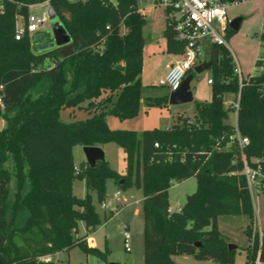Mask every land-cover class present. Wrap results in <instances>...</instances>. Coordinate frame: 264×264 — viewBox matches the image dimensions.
Returning a JSON list of instances; mask_svg holds the SVG:
<instances>
[{
  "label": "trees",
  "instance_id": "1",
  "mask_svg": "<svg viewBox=\"0 0 264 264\" xmlns=\"http://www.w3.org/2000/svg\"><path fill=\"white\" fill-rule=\"evenodd\" d=\"M40 1L5 0L0 14V116L5 122L0 129V264H53L40 258L76 246L102 256L103 252L87 246L85 234L76 236L75 230L78 219L88 228L100 223L91 193L102 202L107 179L121 189L134 183L142 191L143 264H177L175 255L233 262L237 248H228L216 219L226 214L253 218L255 208L242 172L244 159L235 147L226 146L234 126L227 121L224 94L237 100V128L249 139L244 148L247 164L264 174V65L242 78L239 86L232 53L224 45L211 44L212 98L193 100L192 119L177 113L171 127L140 133L112 130L107 111L125 118L137 114L141 101L147 107L168 105V90L142 95L145 16L139 0H50L57 14L67 9L71 15L69 21L61 15L73 38L74 52L67 57L57 48L37 52L27 34L14 38L16 16L26 17L28 4ZM164 34L166 50L181 53L183 42L175 38L167 16ZM83 102L93 111L90 117L60 118L63 108ZM108 142L124 152L123 174L105 158L94 166L83 161L75 170L74 145ZM8 161L12 174L5 167ZM75 176L84 180L82 198L73 193ZM192 176L195 190L180 210L170 212L168 189L173 181ZM111 215L110 211L107 217ZM261 232V236L251 233L247 264L264 262Z\"/></svg>",
  "mask_w": 264,
  "mask_h": 264
},
{
  "label": "rangeland",
  "instance_id": "2",
  "mask_svg": "<svg viewBox=\"0 0 264 264\" xmlns=\"http://www.w3.org/2000/svg\"><path fill=\"white\" fill-rule=\"evenodd\" d=\"M153 5V0H144L139 2V6H145L147 11ZM235 6H229L227 16L232 20L238 16L243 20L237 31L229 33L227 37L228 49L232 53L234 59L240 64L242 69L241 78H248L250 75L257 73L254 68L257 56L264 53V39L260 37V32H264V0H245L240 1ZM46 8V4H41L32 9L36 15H41ZM144 14L145 24L143 25V35L147 44L149 41L154 46L162 41V27H164L165 11L156 7V12ZM150 12V13H149ZM229 14V15H228ZM57 15H50L39 33H45L50 29L52 20L57 19ZM19 24L21 19H19ZM21 25V24H20ZM158 36V37H157ZM36 45L40 43L36 42ZM147 46V45H146ZM146 46L144 47L146 50ZM35 48V47H34ZM145 54V52H144ZM160 57H156L158 62ZM208 58L204 53L202 60ZM156 63V62H155ZM212 76V72L206 69L204 72L197 74L191 81V91L194 101H205L212 98V87L207 84L206 79ZM160 79L159 69L153 66L152 60L145 62V69L141 75L142 95L155 96L167 91L166 87L158 85ZM35 90V89H34ZM36 90L33 92L35 93ZM226 94V93H225ZM234 100L231 98L229 103H225L228 109L227 121L235 124ZM111 104L108 103V106ZM194 104L184 103L180 105L168 104L164 107H147L144 102H140L137 114L132 117L120 118L118 115L106 112V122L112 130H133L138 133L144 129L150 128H166L176 123L177 111L175 109L185 107L182 114L183 117L193 118ZM92 109L86 108V102L81 106L65 107L60 111V118L63 121L83 120L92 115ZM5 122L0 116V129L3 128ZM105 160L118 173H124L125 162L123 159L124 152L122 148L114 142H108L103 145ZM73 165L77 170L83 161H86L83 146L74 145L72 149ZM5 167L11 172L13 171L10 161L5 163ZM264 177L260 176L256 183L252 186L253 208L255 213L253 218L247 214H226L220 215L216 219V227L225 235L227 243L239 246L234 254L233 262L228 264H247V247L250 245L251 233H258L261 236V230H264V191L256 190ZM196 187L195 177H190L182 181H173L168 189L169 204L172 208L182 205L188 194H191ZM12 192L15 190V179L12 176L9 183ZM73 193L75 196L82 198L85 195L84 180L75 176L72 182ZM119 191V195L115 193ZM92 203L98 212L100 223L94 228L86 227L82 219L76 222L75 235H86L87 246L98 249L103 252L102 256L93 253H86L82 246H76L70 250H62L52 255L53 264H143V209H142V191L132 183L128 188L121 189L113 179H107L105 185L104 201L111 202L117 206V211H113L110 217V208H102L101 201L95 192L91 193ZM128 223L130 226L131 238L129 241L130 248L126 250L123 246V239L120 233L122 224ZM210 228V226H208ZM207 228V229H208ZM259 230V231H258ZM174 258L181 264H219L215 261H197L191 256L175 255Z\"/></svg>",
  "mask_w": 264,
  "mask_h": 264
},
{
  "label": "built area",
  "instance_id": "3",
  "mask_svg": "<svg viewBox=\"0 0 264 264\" xmlns=\"http://www.w3.org/2000/svg\"><path fill=\"white\" fill-rule=\"evenodd\" d=\"M69 2H76L82 0H67ZM144 0H139L142 2ZM240 1L245 0H153V4L161 6L167 21L172 26L175 38L183 42V50L181 52L180 59L171 63L166 74L158 81V85L166 87L168 90L176 88L184 77L192 70V67L201 61V57L204 53L208 54L211 44L224 45L228 48L226 39V32L231 29L229 24L231 20L227 17V8L230 5L238 4ZM46 4V8L42 11L41 15H36L32 12V9ZM28 14L26 17L21 15L16 16L15 20V32L14 38L16 40L22 38L24 35H28L31 39L39 30L44 26V23L52 12H55L50 0H43L40 2H33L28 4ZM5 9V0H0V14ZM21 19V25L19 24ZM263 32H260V37ZM234 73L238 76L239 86L241 85L242 70L238 66L236 59L233 57ZM264 65V53L258 55L255 62V69L262 70ZM209 84L212 83L211 78H207ZM1 87V86H0ZM1 103V97H0ZM234 110L237 112L238 104L237 100L233 103ZM233 130L228 136L227 147H235L244 159L242 168L243 174L246 176L249 190L252 191V186L256 183L260 176L264 177V174L258 170L252 169L246 162L244 156V148L248 145L249 139L246 136L240 135L237 122L232 124ZM155 146L157 144L155 143ZM264 185L262 181L255 189H261ZM253 192V191H252ZM119 195V191L115 193V196ZM102 208H110V211H117V206L111 202H101ZM180 210V208H179ZM120 233L123 239V246L126 250L130 248V226L128 223H124L120 227ZM42 261H51L52 255H46L40 258ZM256 260L255 264H258Z\"/></svg>",
  "mask_w": 264,
  "mask_h": 264
},
{
  "label": "water",
  "instance_id": "4",
  "mask_svg": "<svg viewBox=\"0 0 264 264\" xmlns=\"http://www.w3.org/2000/svg\"><path fill=\"white\" fill-rule=\"evenodd\" d=\"M57 15V19L52 20L50 29L45 33H37L32 38L35 42V50L37 52L48 51L52 49H59L63 57H67L74 52L73 38L67 31L61 15L65 20H71V15L67 9H63L60 14L52 12L50 15ZM242 17L238 16L231 20L229 26L231 30L237 31L239 29ZM42 37L45 39L40 45H36V39ZM77 42L82 45V41L79 37L76 38ZM215 59L217 58V49L214 51ZM212 65V60H205L204 62L198 63L192 67V70L184 77L180 84L169 91L168 93V103L171 105H180L184 103H191L194 100L193 93L191 91V81L199 73L204 72L209 69ZM83 152L86 158V162L90 166H94L98 160L104 159V151L100 146H83ZM122 182V180L120 181ZM229 249H236L237 245L232 243H227ZM196 245H199L197 243ZM118 264V263H110ZM180 264V263H179Z\"/></svg>",
  "mask_w": 264,
  "mask_h": 264
},
{
  "label": "crops",
  "instance_id": "5",
  "mask_svg": "<svg viewBox=\"0 0 264 264\" xmlns=\"http://www.w3.org/2000/svg\"><path fill=\"white\" fill-rule=\"evenodd\" d=\"M138 6H139V4H138ZM231 7L232 6H235V5H230ZM156 5H152V6H150L149 8H148V10L147 11H150L151 13H152V11L155 13L156 12ZM160 8H162L161 6H160ZM229 8V7H228ZM228 8H227V11H228ZM139 9H140V11L143 13V14H146V13H148L146 10H145V6L143 7V6H139ZM163 9V8H162ZM164 10V9H163ZM149 12V13H150ZM229 15V14H228ZM228 17V16H227ZM229 18V17H228ZM230 19V18H229ZM234 19V18H233ZM242 20H243V17H242ZM242 22V21H241ZM164 23H165V18H164ZM241 24V23H240ZM164 30H165V25H164V27H162V31H161V36H159L162 40H160V41H162V43L160 42L158 45H157V47L156 46H154V43L152 44V40H151V42L149 41V44H147V42H146V39H145V37H144V39H145V43H144V47L146 46V50H145V48L143 47V66H142V72H141V75H142V73H143V71H144V69H145V62L146 61H149V60H152V63H153V66L154 67H156V69L158 70L159 69V76H160V78L161 77H163L165 74H166V72L168 71V69H169V67H170V65H171V63H173L174 61H176V60H178V59H180V57H181V53H173V52H168L166 49H167V45H166V38H165V34H164ZM122 31H125V29L124 28H122ZM227 33V32H226ZM144 36V35H143ZM158 37V36H157ZM36 42H38V43H40V44H42L43 42H45V40L42 38V37H39V38H37L36 39ZM144 52H145V54H144ZM208 55V58H204V60H202L201 59V61L199 62V63H201V62H204L205 60H209L210 59V53H208L207 54ZM156 57H160L159 59V61L157 62L156 61ZM156 62V63H155ZM238 63V62H237ZM238 66L240 67V64L238 63ZM242 70V69H241ZM191 71V70H190ZM208 77H210V76H208ZM207 77V78H208ZM206 82H207V79H206ZM207 84L208 85H210L211 86V84H209L208 82H207ZM168 90V89H167ZM168 91H170V90H168ZM166 91H164L162 94H164ZM162 94H160V95H162ZM231 98L234 100V97H233V95L231 94V93H226V94H224V104L225 103H229L230 102V100H231ZM233 102H235V100L233 101ZM192 104H194L193 102H191ZM169 104V103H168ZM226 105V104H225ZM193 107H194V105H193ZM185 109H187V108H185V107H180V108H177V109H175L176 111H177V113H181V112H183ZM235 115H236V112H235ZM235 122H236V118H235ZM102 149H103V145H101L100 146ZM104 151V150H103ZM124 157V156H123ZM104 158H105V153H104ZM125 162V161H124ZM124 172H125V169H124ZM123 174V173H122ZM86 191V190H85ZM10 193L12 194V189L10 188ZM169 196V195H168ZM182 205H177V207L176 208H172L171 207V205L169 204V211L170 212H172V211H177V210H179V208L181 207ZM259 231V230H258ZM262 231V230H261ZM261 231H259V232H261ZM239 246H237V248H238ZM174 260H175V262L177 263V264H179L178 263V261L174 258ZM181 264V263H180ZM258 264H264V262H258Z\"/></svg>",
  "mask_w": 264,
  "mask_h": 264
},
{
  "label": "flooded vegetation",
  "instance_id": "6",
  "mask_svg": "<svg viewBox=\"0 0 264 264\" xmlns=\"http://www.w3.org/2000/svg\"><path fill=\"white\" fill-rule=\"evenodd\" d=\"M45 40V39H44ZM189 73V72H188Z\"/></svg>",
  "mask_w": 264,
  "mask_h": 264
}]
</instances>
